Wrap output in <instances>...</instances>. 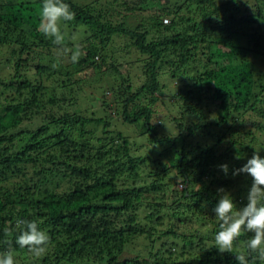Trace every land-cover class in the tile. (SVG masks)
Instances as JSON below:
<instances>
[{
    "label": "trees",
    "instance_id": "trees-1",
    "mask_svg": "<svg viewBox=\"0 0 264 264\" xmlns=\"http://www.w3.org/2000/svg\"><path fill=\"white\" fill-rule=\"evenodd\" d=\"M8 1L0 0V46L9 49L11 57L6 62L18 81L27 62L25 50L31 53L32 48L49 50L56 45L38 31L42 0ZM195 1L200 5L196 18L181 17L184 6H179L171 21L166 18L169 23L157 18L150 30L143 31L124 24L114 27L103 21L101 11L95 14V7L64 0L76 14L68 28L82 34L89 47L87 56L79 60L81 67L103 69L96 57L106 54L108 38L121 34L135 40L142 56L150 58L149 80L136 93L122 98L117 116L108 122L94 114L70 113L71 100L65 95L60 99L68 105L53 110L59 98L54 95L47 111L34 91L30 101L1 110L0 253L12 250L17 264H238L235 255L247 254L244 241L252 233L242 235L232 253L222 255L214 247L219 222L213 209L221 188L231 194L238 209L246 206L251 177L243 173L233 176V171L242 168L255 151L264 150V139L253 131L246 132L249 140H239L243 126L235 125L249 119L259 126L258 131L264 126V59L258 56L264 49V0ZM163 2L170 4L171 0H138L132 9L147 10L155 5L162 9ZM170 14L168 9L166 16ZM201 58L207 61L202 63ZM164 66L171 68L173 79L183 81L197 74L196 90L188 84L185 87L198 101L197 108H190L193 116L206 122H193L186 134L184 119L173 118L172 123L179 121L178 126L174 124L178 137L159 130L165 115L158 130L151 121L156 114L153 105L160 101L155 92ZM115 71L121 74L120 68ZM19 83L16 95L21 98L22 90L33 84L28 79ZM126 83L124 79L116 99L125 94L122 91L130 93L132 86ZM3 84L13 98L15 83ZM63 86L70 85L64 80ZM146 96L148 103L136 110L137 102ZM105 104L113 107L110 101ZM33 115L43 119L39 127L21 128ZM116 120L142 123L155 150L161 149L158 156L134 155L131 141L110 130ZM11 142H15L13 147L8 145ZM165 154L173 155V162L163 163ZM224 164L229 167L227 175L220 168ZM31 165L34 171L30 175ZM173 171H177L182 189H176ZM150 194L160 196L162 203ZM141 212H146L143 219ZM17 219H35L48 232L51 244L45 255L19 256L27 249L15 243L21 231ZM147 220L150 224L144 223ZM165 220L172 228L157 235ZM178 224L199 227L182 236L175 230ZM140 239L144 255L126 257Z\"/></svg>",
    "mask_w": 264,
    "mask_h": 264
},
{
    "label": "rangeland",
    "instance_id": "rangeland-1",
    "mask_svg": "<svg viewBox=\"0 0 264 264\" xmlns=\"http://www.w3.org/2000/svg\"><path fill=\"white\" fill-rule=\"evenodd\" d=\"M11 2L18 3V2H36L38 0H10ZM76 3L86 7L90 5L96 8L95 14L99 15L100 11L102 13L103 21L105 23H109L114 27H119L120 25H126V28H133L136 29L138 27H142V30H150L152 25L155 21L160 19L165 24L164 20L169 18L170 21L175 17L174 13L175 10L179 6H184L180 12V16L183 18L188 17H197L195 12L199 10L200 5L197 1L192 0L188 5L185 4L187 0H171L170 4L163 2L162 9L157 8V6H152L147 10H140L136 9L133 10L132 7L138 0H74ZM217 3L221 4L223 0H216ZM4 3H9L8 0H4ZM176 8V9H175ZM170 10L172 14L166 16V11ZM2 11H5L2 9ZM66 32L69 34V39L67 41L69 47H73L75 43H80L83 49L84 54L81 57H86L89 52L88 44L86 43V38L82 36V34L74 33L72 28H66ZM73 30V31H72ZM75 34L77 35V40L73 41L71 36ZM84 35V34H83ZM38 40V39H37ZM36 40V41H37ZM151 41V37L148 38ZM134 41L132 38L127 37L125 35L116 34L110 38H108V46L105 47V55L103 57L97 56L96 62L98 64L103 63V69H98L92 67V65L81 67L78 63L71 62L70 55L64 56H57V48L58 46H52L49 50L48 48L42 50V46L38 49L32 48L28 50L26 47L23 53L24 59L27 58L26 64L23 65L22 71V78L18 81L15 79L17 75L13 69L10 68V65L6 62L8 60L7 57L10 55L9 49L7 47L0 46V112L3 108L8 107L10 104H18L21 101H30L29 97L32 95L33 91L37 93L38 98L42 100L43 107L50 111V104L49 99L54 96L58 95V99L56 101V105L53 106H65L68 105L66 102H62V95H65L70 102V109L69 112L74 114L78 113H85L86 115H93L97 118H104L108 122V120H112L113 117H116L117 114V106L123 103V97L130 96L136 93L142 85H145L149 78L147 77L148 73L150 72L149 60L150 58L142 56L139 49L135 46ZM205 47V46H204ZM129 51V53H128ZM34 52V53H33ZM128 54H127V53ZM261 53V54H260ZM258 55L259 58L264 59V49ZM11 57V56H10ZM81 59V58H80ZM79 59V60H80ZM202 63L206 62V58H201ZM57 64L56 68H53V64ZM199 65V63H197ZM262 64V69L264 70V62ZM120 68L121 74H119L115 69ZM67 72L69 74H67ZM190 74V73H189ZM197 76V74H196ZM195 73L189 75V79H184L183 81L180 79H173L171 76V68L169 66L160 69L158 78L160 82L159 88L156 90V96L160 99V101L153 105V109H155L156 114L153 117L152 124L156 126L157 130L159 129L158 124L162 119L163 125L160 127V131L164 132V134L178 137L179 132L175 127L178 126V122L184 119L187 130L186 134L189 132L190 128H193V122L199 123L204 125L206 120H202L199 118H195L192 114V110L190 108H197L198 101L192 98L186 91H189L188 86L191 85L190 89L193 91L196 90L197 85L195 84ZM26 79L32 81L33 87H25L22 90L23 96L17 97V91L20 87L21 81H25ZM62 79V81H60ZM126 80L129 85L132 86L130 93L125 92V94L120 97V99H116V94H121L119 89L123 84V80ZM68 81L69 85L67 88L63 86V81ZM60 81V82H59ZM3 83L11 84V88H13V98H9L8 95L11 93L9 91L8 86H4ZM126 83V84H127ZM67 86V85H66ZM68 89H72L69 91ZM117 89V91H115ZM188 89V90H187ZM187 97H186V93ZM17 94V95H16ZM185 94V95H184ZM16 95V96H15ZM15 96V97H14ZM19 99V100H16ZM61 98V99H60ZM14 99V100H13ZM147 96L142 101H138L136 110H138V105L143 106L148 103ZM106 101H110L111 105L113 106L110 108L105 104ZM133 108V105L131 106ZM108 110V111H107ZM116 110V111H115ZM107 111V112H106ZM121 112V111H120ZM120 116V115H118ZM42 118V117H41ZM173 118H177L179 121L172 123L171 121ZM195 119V120H194ZM40 117L31 116L30 119H26L24 124L21 128H25L28 125L31 128H38L41 124ZM208 122V121H207ZM141 123V122H140ZM175 124V125H174ZM249 124V126H247ZM174 125V126H173ZM237 127L241 129L240 139L239 140H249L247 137L246 132L253 131L259 136L260 140L264 139V126L262 127L261 131H258V125L255 123L252 124L251 120H240L235 124ZM110 130L115 131L117 133H122L126 138H128L132 145H133V154L136 156H150L152 158H156L161 151V149L154 148L153 144L150 142V136L145 134V129H143V125L141 124H129L123 123L122 120H119L112 123ZM229 130V129H228ZM232 131V130H231ZM230 131V132H231ZM229 132V131H228ZM227 132V133H228ZM230 135V134H229ZM211 140H208V144H211ZM15 142L8 143L10 147H13ZM230 144V143H229ZM245 147V146H244ZM256 147V146H255ZM244 150V149H243ZM241 153H243L241 151ZM261 154L264 153V150L260 152ZM244 154V153H243ZM171 156V157H170ZM165 154L161 159L163 163H170L173 162L174 156ZM264 157V154H263ZM29 170L27 173L31 175L33 170V165L28 166ZM171 178L176 183V189H182L181 183H178V173L177 171H173L171 174ZM160 194V193H159ZM151 198L158 197L157 194H150ZM153 195V196H152ZM161 195V194H160ZM162 197V195H161ZM158 197V202L162 203V198ZM146 215V212H141L140 216L143 219ZM163 215V213L161 214ZM144 223H149L150 221H144ZM175 227V230L178 231L182 236L188 235L190 232H194L197 225L193 224H178ZM172 226L169 224L168 220H165L163 226H159L157 228V235L160 232L165 231L166 229H171ZM206 230V229H205ZM184 239L187 240L186 236ZM180 242H184L181 238ZM159 247V246H157ZM144 241L140 239L136 242V244L130 248V253L127 254L126 257H134L136 255H144ZM221 254V253H220ZM223 255V254H222ZM19 256L21 258L32 257L28 254V251L25 253H21Z\"/></svg>",
    "mask_w": 264,
    "mask_h": 264
},
{
    "label": "clouds",
    "instance_id": "clouds-1",
    "mask_svg": "<svg viewBox=\"0 0 264 264\" xmlns=\"http://www.w3.org/2000/svg\"><path fill=\"white\" fill-rule=\"evenodd\" d=\"M76 14L64 0H42L38 31L52 40L57 48V56L70 55L71 62L78 63L84 54L80 43L73 47L68 46L69 34L65 29L74 21ZM73 41L77 35L71 36ZM58 65L53 64L56 68ZM236 159H240L239 156ZM228 174L227 164L220 166ZM247 174L251 177L252 184L247 194V204L237 208L231 194L225 189H218L220 199L213 209L219 222V231L214 236V247L219 253H232L239 238L247 233H252L250 239L244 241L247 254L241 252L235 255L238 264H256L257 260L264 264V157L259 152H254L252 157L240 169L233 171V176ZM16 227L21 228L15 243L22 249H27L33 257L45 255L51 244V237L40 223L33 220L17 219ZM5 234L9 232L4 229ZM0 264H17L12 250L0 253Z\"/></svg>",
    "mask_w": 264,
    "mask_h": 264
},
{
    "label": "built area",
    "instance_id": "built-area-1",
    "mask_svg": "<svg viewBox=\"0 0 264 264\" xmlns=\"http://www.w3.org/2000/svg\"><path fill=\"white\" fill-rule=\"evenodd\" d=\"M164 22H165V23H169V19H165Z\"/></svg>",
    "mask_w": 264,
    "mask_h": 264
}]
</instances>
